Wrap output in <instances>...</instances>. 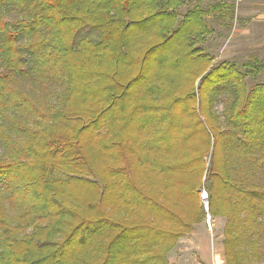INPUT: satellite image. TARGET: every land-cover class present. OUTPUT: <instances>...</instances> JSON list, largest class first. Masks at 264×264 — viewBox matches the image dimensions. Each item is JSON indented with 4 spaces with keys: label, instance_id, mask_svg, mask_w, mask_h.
Wrapping results in <instances>:
<instances>
[{
    "label": "trees",
    "instance_id": "trees-1",
    "mask_svg": "<svg viewBox=\"0 0 264 264\" xmlns=\"http://www.w3.org/2000/svg\"><path fill=\"white\" fill-rule=\"evenodd\" d=\"M188 1L0 0V264H167L201 188L226 264L264 254L262 66Z\"/></svg>",
    "mask_w": 264,
    "mask_h": 264
},
{
    "label": "rangeland",
    "instance_id": "rangeland-1",
    "mask_svg": "<svg viewBox=\"0 0 264 264\" xmlns=\"http://www.w3.org/2000/svg\"><path fill=\"white\" fill-rule=\"evenodd\" d=\"M216 3H223L228 8L214 11L211 7ZM192 6H198L205 11L206 21L214 30L203 43L207 52L214 57V61L232 59L240 66L245 62L261 64L257 78L264 81V0H189L178 8V19ZM219 13L224 16H217ZM84 35L98 39L97 35L93 34V37L88 28L84 27L75 35V41ZM247 80L249 81L248 77ZM25 86L29 90L31 85L26 83ZM34 93L37 95V90ZM222 107L221 102L217 101L215 110L220 113ZM57 175L67 179L66 173L59 172ZM202 189L204 188L199 192ZM59 198L63 200L65 197ZM200 202L203 205L201 197ZM5 205L7 211L12 214L13 206L7 200ZM204 210L205 216L210 214L205 208ZM210 216V226L205 223L204 217L199 223L193 224L188 233L177 239L173 248L166 253L167 264H226L222 244L225 218L211 214ZM32 231L33 227L29 225L21 232L31 234ZM259 233L258 245L264 248V231ZM245 264L249 263L245 261ZM250 264H264V254L252 260Z\"/></svg>",
    "mask_w": 264,
    "mask_h": 264
},
{
    "label": "built area",
    "instance_id": "built-area-1",
    "mask_svg": "<svg viewBox=\"0 0 264 264\" xmlns=\"http://www.w3.org/2000/svg\"><path fill=\"white\" fill-rule=\"evenodd\" d=\"M200 195H201L200 197H201V200L203 202L204 208L207 210V192H206V190L202 189L200 192ZM204 220H205V223L210 226V223L212 220L210 214L207 213Z\"/></svg>",
    "mask_w": 264,
    "mask_h": 264
},
{
    "label": "bare ground",
    "instance_id": "bare-ground-1",
    "mask_svg": "<svg viewBox=\"0 0 264 264\" xmlns=\"http://www.w3.org/2000/svg\"><path fill=\"white\" fill-rule=\"evenodd\" d=\"M219 254V253H218Z\"/></svg>",
    "mask_w": 264,
    "mask_h": 264
}]
</instances>
